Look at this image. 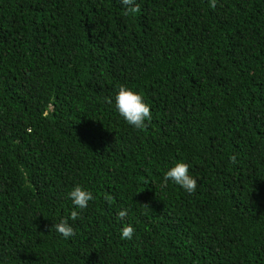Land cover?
Masks as SVG:
<instances>
[{"label": "trees", "instance_id": "trees-1", "mask_svg": "<svg viewBox=\"0 0 264 264\" xmlns=\"http://www.w3.org/2000/svg\"><path fill=\"white\" fill-rule=\"evenodd\" d=\"M132 7L0 0V264H264V0ZM176 160L191 194L160 184ZM75 184L94 199L65 239Z\"/></svg>", "mask_w": 264, "mask_h": 264}, {"label": "clouds", "instance_id": "clouds-1", "mask_svg": "<svg viewBox=\"0 0 264 264\" xmlns=\"http://www.w3.org/2000/svg\"><path fill=\"white\" fill-rule=\"evenodd\" d=\"M125 7V12L134 11L133 0H119ZM116 113L129 126L136 130H143L152 119L150 105L146 103L138 91L125 85H120L114 95L108 98ZM171 181L175 186L182 189L185 193L191 194L196 190L197 179L189 173V165L183 160H176L168 166L160 178L161 186H166ZM67 198L74 206L70 209L67 217H62L52 224L53 230L61 237L68 239L72 237L74 228L69 221H74L80 215V210L88 206L89 201L94 199L92 191L82 187L80 184L73 185L66 193ZM127 215V209H121L117 216L123 220ZM134 228L130 223H123L120 228V237L131 239Z\"/></svg>", "mask_w": 264, "mask_h": 264}]
</instances>
